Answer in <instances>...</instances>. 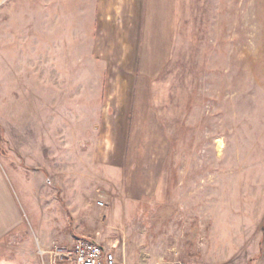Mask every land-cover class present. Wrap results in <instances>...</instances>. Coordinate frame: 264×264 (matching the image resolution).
<instances>
[{
    "label": "rangeland",
    "instance_id": "1",
    "mask_svg": "<svg viewBox=\"0 0 264 264\" xmlns=\"http://www.w3.org/2000/svg\"><path fill=\"white\" fill-rule=\"evenodd\" d=\"M97 3L0 0V159L24 215L0 262L87 237L117 264L253 263L264 0H165L147 25Z\"/></svg>",
    "mask_w": 264,
    "mask_h": 264
},
{
    "label": "crops",
    "instance_id": "2",
    "mask_svg": "<svg viewBox=\"0 0 264 264\" xmlns=\"http://www.w3.org/2000/svg\"><path fill=\"white\" fill-rule=\"evenodd\" d=\"M163 1L165 0H98L96 6L98 8L115 9V11L113 12L114 16H117L118 10L125 8V6L130 7L132 5L134 6V8L136 7L142 8L143 14H140V19H141L140 22L147 25L148 17H150L152 13L151 9L161 8L163 6ZM135 15L138 14L135 13ZM1 94H3V98L0 100V103L4 104V112H5V106L8 98L10 97V99H12L13 97L12 88L10 87V91H9L7 87V82H6V87L4 88V92H2ZM5 134L8 136L6 126H5ZM23 221H24V215L17 194L14 190V181L12 179V176L6 169V166L2 163L0 159V247L1 248H3L4 242L9 235L14 231L20 229ZM54 243L56 242L50 241V242H44L41 245L42 247H47L49 249ZM252 257H253L252 254L246 256L247 264H250V259ZM256 257H257L256 260L253 261V263L251 264H264V245L262 247V250L259 251V254H257ZM0 264L2 263L0 262Z\"/></svg>",
    "mask_w": 264,
    "mask_h": 264
},
{
    "label": "built area",
    "instance_id": "3",
    "mask_svg": "<svg viewBox=\"0 0 264 264\" xmlns=\"http://www.w3.org/2000/svg\"><path fill=\"white\" fill-rule=\"evenodd\" d=\"M102 203V201H101ZM41 254L50 255V264H117L116 255L102 243L87 237L77 238L73 243H54L42 248ZM157 264H190L185 259L162 260Z\"/></svg>",
    "mask_w": 264,
    "mask_h": 264
},
{
    "label": "trees",
    "instance_id": "4",
    "mask_svg": "<svg viewBox=\"0 0 264 264\" xmlns=\"http://www.w3.org/2000/svg\"><path fill=\"white\" fill-rule=\"evenodd\" d=\"M2 129H3V128H2V125L0 124V131H3Z\"/></svg>",
    "mask_w": 264,
    "mask_h": 264
}]
</instances>
